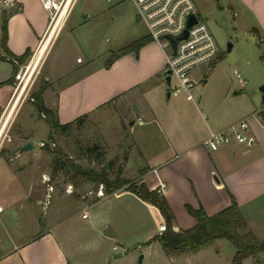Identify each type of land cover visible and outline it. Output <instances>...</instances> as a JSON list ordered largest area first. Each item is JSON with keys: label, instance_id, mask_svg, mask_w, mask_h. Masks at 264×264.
Listing matches in <instances>:
<instances>
[{"label": "rangeland", "instance_id": "1", "mask_svg": "<svg viewBox=\"0 0 264 264\" xmlns=\"http://www.w3.org/2000/svg\"><path fill=\"white\" fill-rule=\"evenodd\" d=\"M193 1L199 18L208 24L219 45L214 61L202 63L192 70L197 80L193 92L199 107L206 110L203 101L207 99L233 102L248 99L250 93L264 104L260 90L264 83V32L256 30L259 24L253 11L241 0ZM141 27L149 33L132 0L75 1L62 31L51 41L49 50L37 64L27 88L29 97L14 116L12 141L0 153V203L5 207L0 214V253L9 249L13 241L44 230L52 207L66 205L68 214L73 216L68 223L63 221L61 228L69 230L73 242L80 248L78 259L88 264H232L236 246L227 237L216 239L196 254H182L175 261L161 262L156 256V247L149 248L145 241L161 220L156 209L145 207L129 191L118 196L110 195V192L101 201L91 203L98 198L96 191L100 183L81 180L70 168L73 163L86 171L106 169L112 179L120 169L122 177L131 179L148 169L150 165L135 143V137L139 136L144 139V146L149 147L142 129L147 125H139L138 121L135 125L130 123L137 109L141 105L145 107L146 98H142V92L129 98H118L89 115H80L86 116L67 130H54L35 100L30 99L41 89L54 98L55 81L51 72L107 63L112 59V49L116 45L129 44L135 30ZM40 47L39 42L30 49L27 58L17 64L18 69L27 65ZM78 57L82 63L77 61ZM55 67L61 70H50ZM6 71L0 70V74H6ZM74 73L63 75L60 84L73 79ZM238 74L246 84L239 80ZM162 77L163 89L167 87L168 92L170 84L166 70ZM173 83L175 78H172ZM154 84H149L154 90L149 91L148 100L160 90ZM46 103L50 106L53 101L50 99ZM142 117L146 120L149 114L145 111ZM151 125L155 128L157 141L162 142L163 136L157 126ZM42 142L45 145H41ZM28 143L32 148L22 149ZM128 155L129 162L123 170ZM55 158L60 160L57 170H54ZM49 185H53L52 190ZM123 208L134 210L138 215L134 218L121 215ZM83 213L88 217H83ZM114 245H117L116 249ZM119 252L123 254L118 256ZM243 264H264V251L256 257L246 258Z\"/></svg>", "mask_w": 264, "mask_h": 264}, {"label": "crops", "instance_id": "2", "mask_svg": "<svg viewBox=\"0 0 264 264\" xmlns=\"http://www.w3.org/2000/svg\"><path fill=\"white\" fill-rule=\"evenodd\" d=\"M241 1L253 11L259 24V27H255L256 30L260 32L261 29L264 32V0ZM20 4L21 8L10 10L4 15L8 21L7 46L14 56H21L27 50L35 48L48 24V13L39 0H20ZM3 21L4 19L0 21V29ZM146 36L150 34L141 27L135 30L131 42ZM51 43L44 53L49 50ZM125 45H116L112 52H117ZM1 53L4 51L0 46ZM77 61L83 62L80 57ZM165 69L166 50L151 38L137 53L130 51L120 54L110 64L105 62L92 67L86 65L81 69L72 67L65 69L70 70L66 72H51L56 94L51 98L44 92V102L56 111L61 123H67L82 114L89 115L118 98H129L137 92H142V98H146L143 103L145 107L141 105L137 109L130 118V123L135 125L138 121L139 125H147L142 129L149 147L144 146V139L139 136L135 137V143L150 166L136 179L123 178L137 183L144 182L150 189H159L160 181L165 182L166 187L161 192L174 215L173 224L177 231L191 228L198 221L196 216L188 211V205L213 215L235 199L248 228L259 239H263L264 104L256 101L250 93L248 99H235L233 102H224L221 98L207 99L203 101L206 110L201 109L197 101L188 100L184 93L174 96L170 95L169 91L166 92L167 87L163 89L162 76ZM0 70H7L6 74H0V107L3 108L13 92V80L18 65L8 58L0 57ZM50 70L61 69L55 67ZM72 71H75L74 78L61 85L62 76ZM158 76L160 78L154 80ZM152 82H155L154 87H160V90L151 96L153 99L148 100L149 91L154 90L149 87ZM235 94L239 95L238 91ZM200 98L198 96V99ZM50 99L53 104L49 106L46 101ZM145 111L149 114L146 120L142 117ZM139 118H142L144 123H140ZM242 119H248V135L253 137V141H232L216 150L203 145L211 130L225 129ZM152 123L163 136L162 142L157 141ZM129 158V155L126 156L123 170L127 168ZM127 184L118 187L117 189H123L115 196L129 191L125 189ZM129 193L145 207L155 208L161 216L159 225L146 237L148 247H156V256L161 262L175 261L174 259L182 254L168 255L158 240L150 241L165 228L160 210L134 192ZM107 196L109 194L98 197L91 203H97ZM121 211V215L133 218L138 215V212L131 209L123 208ZM68 213L66 205L52 207L46 228L32 236L13 241L9 249L0 253V264H88L78 259L77 251L80 248L73 242L69 230L61 228L63 221L68 223L73 216ZM82 215L88 217L87 214ZM115 246L117 245L113 246L114 249Z\"/></svg>", "mask_w": 264, "mask_h": 264}, {"label": "built area", "instance_id": "3", "mask_svg": "<svg viewBox=\"0 0 264 264\" xmlns=\"http://www.w3.org/2000/svg\"><path fill=\"white\" fill-rule=\"evenodd\" d=\"M48 13V24L40 41V49L31 58L30 62L18 69L14 75V89L7 104L0 112V153L3 148L12 141V124L14 116L21 103L27 99L28 85L35 72L30 70L31 65L37 59L45 42L48 44L54 40L63 29L70 11L76 0H39ZM111 1V0H108ZM136 6L138 17L145 22L153 41L166 50V74L170 71V95L177 96L184 93L188 100L196 102L193 88L197 80L192 70L202 64L216 59L219 45L208 24L198 16L193 0H132ZM21 8L20 0H0V21L10 10ZM196 15L198 20L188 26L190 15ZM185 31L188 32L184 37ZM176 40V45L173 43ZM48 46V45H47ZM47 48V47H46ZM171 51L168 52L167 49ZM19 64L18 61H16ZM37 66V65H36ZM239 80L246 84V80L238 74ZM172 78L175 83L171 84ZM31 100H35L33 96ZM45 115V114H43ZM140 123H144L139 118ZM250 123L248 119H242L225 129L211 130L204 139L203 145L211 150H216L223 144L232 141L251 142L253 137L248 135ZM41 145H45L44 142ZM48 180V178H47ZM104 183H100L96 191L97 197H104ZM166 183L160 181L159 190L162 191ZM53 185H49V190ZM123 188L116 189L111 194L117 195ZM4 205L0 203V213L4 211ZM84 216L86 214L84 213ZM117 248V246H115Z\"/></svg>", "mask_w": 264, "mask_h": 264}, {"label": "trees", "instance_id": "4", "mask_svg": "<svg viewBox=\"0 0 264 264\" xmlns=\"http://www.w3.org/2000/svg\"><path fill=\"white\" fill-rule=\"evenodd\" d=\"M3 19V25L0 29V46L4 53H1L0 57L4 59L8 58L13 63H16V61L23 62L29 55V50L21 56H14L9 52L7 46L8 21L5 16ZM149 40H151V37L146 36L123 46L117 52L112 53V59L108 61V64L120 54L130 51H135L137 53L140 47ZM43 93L44 89L35 93V102L38 105L39 111L45 114L46 119L54 130H67L72 124L81 121L86 116H79L73 121L61 123L56 111L46 106ZM58 162L60 163V160L55 158L54 170L60 167L59 164H57ZM71 167L75 171V176H78L81 180H94L97 183L103 182L106 186V192L108 193L128 183L125 187L126 190L134 192L142 200L156 206L164 218L165 228L162 232L151 238L150 241L158 240L162 244L165 253L168 255L195 253L209 246L216 239L223 237H227L235 243L236 251L232 259V264H243L246 258L250 256L256 257L260 252L264 251V238L260 240L256 234L248 228L247 221L235 199L232 200L231 204L213 215H208L202 209H194L192 206L188 205V211L195 215L198 221L191 228L177 231L174 229L173 224L174 215L165 195L159 189H150L144 182L137 183L136 181H129L123 178L121 175L122 169H120L116 177L112 179L106 169H102L100 172L94 170L86 171L80 166L70 163V168Z\"/></svg>", "mask_w": 264, "mask_h": 264}, {"label": "water", "instance_id": "5", "mask_svg": "<svg viewBox=\"0 0 264 264\" xmlns=\"http://www.w3.org/2000/svg\"><path fill=\"white\" fill-rule=\"evenodd\" d=\"M197 20H198V18H197L196 15H194V14L190 15L189 20H188V26H191L193 23H196ZM187 34H188V32L185 31L184 37H186ZM173 43H174V45H176V40L175 39H173ZM230 47L231 46H229V48ZM167 80H168V82H170V80H171L170 71H168ZM260 90L263 92V98H264V83L260 86ZM28 148H32V144L31 143L26 144L25 146H23L22 149H28ZM122 254H123L122 252H119L117 255L120 256ZM142 257H143V255L140 256V261L142 260Z\"/></svg>", "mask_w": 264, "mask_h": 264}, {"label": "bare ground", "instance_id": "6", "mask_svg": "<svg viewBox=\"0 0 264 264\" xmlns=\"http://www.w3.org/2000/svg\"><path fill=\"white\" fill-rule=\"evenodd\" d=\"M47 45H48V41L45 42L44 45L42 46V48L39 52V55H38L37 59L35 60V62L31 65L30 70L33 71L35 69L36 65L38 64L39 60L41 59L42 55L44 54V51H45Z\"/></svg>", "mask_w": 264, "mask_h": 264}]
</instances>
